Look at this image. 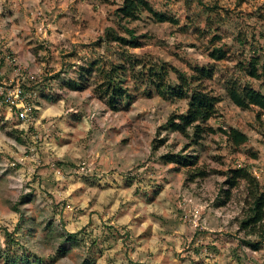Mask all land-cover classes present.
Masks as SVG:
<instances>
[{"label":"rangeland","instance_id":"374dc122","mask_svg":"<svg viewBox=\"0 0 264 264\" xmlns=\"http://www.w3.org/2000/svg\"><path fill=\"white\" fill-rule=\"evenodd\" d=\"M147 1L176 21L119 18L123 0H0V264H264V240L243 243L260 239L240 227L248 184L229 180L245 168L264 185V110L226 91L264 93V0ZM195 66L211 77L194 81ZM111 68L127 91L117 110L100 87ZM179 73L219 98L196 142L165 128L188 99L155 89ZM16 86L26 119L1 101Z\"/></svg>","mask_w":264,"mask_h":264},{"label":"trees","instance_id":"16d2710c","mask_svg":"<svg viewBox=\"0 0 264 264\" xmlns=\"http://www.w3.org/2000/svg\"><path fill=\"white\" fill-rule=\"evenodd\" d=\"M141 11L150 13V15L157 22L167 21L174 23L176 21L173 17L154 10L147 0H123L122 5L116 9V14L119 18L132 20L136 19ZM131 37L134 39L133 34H131ZM129 43H131L132 46H138L139 44L134 40L129 41ZM209 56L214 60H221L225 58L226 54L221 48H213L209 52ZM120 70V68H111L106 74L102 85L100 84V87H103L101 91L105 95L107 105L112 110H117L119 100L127 95L126 89L122 88L119 84L122 79L119 78V80H116L114 77V73H119L118 71ZM194 71V74L190 77L194 81L209 78L212 74V70L204 66H195ZM178 79L179 83L172 86L164 81V77L162 75L160 81H158L155 85L157 94L163 98L188 99L186 112L170 116L165 124V128L181 133H186L187 130L192 129L193 141L196 142L201 138L202 133L206 130L202 124L214 115L219 98L218 96L212 95L204 89L196 86L189 88L190 83L183 73H179ZM80 84L81 83L78 81L75 82L77 87H79ZM226 91L227 96L236 106L242 108L258 106L264 110V93L255 90L253 87H237L235 83H231L227 87ZM227 135L235 145H240L247 139L244 133L234 128H231L227 132ZM156 147L157 146L154 145L153 148L155 149ZM160 158L165 163H178L182 166L189 167H193L196 163V158L192 155L183 156L181 154L166 153ZM204 174L205 173L202 170H198L193 173L191 177H200L204 176ZM237 179H242L248 184L247 194L250 199L246 215L240 222V227L246 229L247 234L260 236V239L257 241L246 239L243 240V243L251 247L252 250H259L261 249L263 244L262 241L264 240V185H260L257 179L245 168H238L230 171L229 180L231 186L235 184ZM73 236L74 234L72 233H66L64 240L70 241ZM80 264H92V261L86 258L83 259Z\"/></svg>","mask_w":264,"mask_h":264},{"label":"built area","instance_id":"2783aa9c","mask_svg":"<svg viewBox=\"0 0 264 264\" xmlns=\"http://www.w3.org/2000/svg\"><path fill=\"white\" fill-rule=\"evenodd\" d=\"M1 99L10 108L15 107L17 109L20 119L28 118L31 107L27 103L26 94L19 86L2 90Z\"/></svg>","mask_w":264,"mask_h":264}]
</instances>
